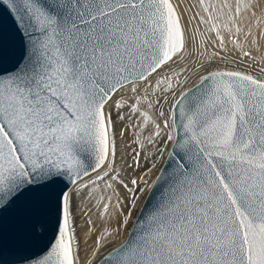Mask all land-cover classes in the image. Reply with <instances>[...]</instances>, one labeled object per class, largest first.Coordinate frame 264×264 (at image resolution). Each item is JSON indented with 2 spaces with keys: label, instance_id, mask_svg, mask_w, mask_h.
Masks as SVG:
<instances>
[{
  "label": "snow or ice",
  "instance_id": "6c2138e0",
  "mask_svg": "<svg viewBox=\"0 0 264 264\" xmlns=\"http://www.w3.org/2000/svg\"><path fill=\"white\" fill-rule=\"evenodd\" d=\"M198 7L0 0V264H264V0Z\"/></svg>",
  "mask_w": 264,
  "mask_h": 264
},
{
  "label": "water",
  "instance_id": "95a60500",
  "mask_svg": "<svg viewBox=\"0 0 264 264\" xmlns=\"http://www.w3.org/2000/svg\"><path fill=\"white\" fill-rule=\"evenodd\" d=\"M0 24H2L6 29L11 27V20L3 8H0ZM43 224L44 228L42 232L31 236L25 242L23 248L13 253L11 251L12 235L9 223L8 231L6 233L3 258L6 260H14L19 259L21 256L38 255L45 250L46 246L54 238L53 217H46L43 220Z\"/></svg>",
  "mask_w": 264,
  "mask_h": 264
},
{
  "label": "bare ground",
  "instance_id": "6f19581e",
  "mask_svg": "<svg viewBox=\"0 0 264 264\" xmlns=\"http://www.w3.org/2000/svg\"><path fill=\"white\" fill-rule=\"evenodd\" d=\"M183 7L185 9V19H188V18H191L194 16V14L198 11H200L199 7H198V0H183ZM191 8V11H187V9ZM198 17H196V19H193L192 20V23L188 26L189 27V32L191 33L192 29L196 28L197 25H198ZM205 26L203 25H200V28L203 30ZM214 36V34H212ZM199 39V37H198ZM264 43V42H262ZM229 47H231V45H229ZM211 47L209 48V51H211ZM237 56H239V53H237ZM246 59V58H244ZM219 67L223 68V67H228V68H234V67H239L241 68V70H243L244 68V65H241V64H237V65H233V64H219L218 65ZM213 67H216V65H213ZM165 110H167V106H165ZM119 130V129H118ZM132 141V130L131 128L129 129V134H128V143H131ZM132 147H135V145L133 144ZM129 154H130V150H129ZM128 163H132L131 159L129 158L128 159ZM141 163L143 164L144 163V160L143 158L141 159ZM133 173L131 171H129V175H132ZM113 202H115L113 200ZM83 207V206H81ZM86 210V209H85ZM95 211V209L93 210ZM76 216H77V219H76V226H77V229L78 231L80 232V236H81V252H80V256H81V259L83 260L86 256V249H85V246L83 244V233H84V230H85V220L87 219L86 217H84L81 213V211L79 209H77V213H76ZM95 219V217H93ZM101 222L100 221H97V225L99 226ZM112 226L115 227V221L113 220L112 221ZM120 239H123V233L121 234V236L115 241L116 244H118L120 242ZM89 243H91V241H89Z\"/></svg>",
  "mask_w": 264,
  "mask_h": 264
}]
</instances>
